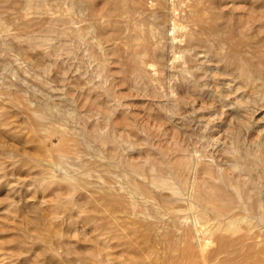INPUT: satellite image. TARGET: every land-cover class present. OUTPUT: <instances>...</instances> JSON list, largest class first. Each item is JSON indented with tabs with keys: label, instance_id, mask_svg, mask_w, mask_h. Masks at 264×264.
<instances>
[{
	"label": "bare ground",
	"instance_id": "6f19581e",
	"mask_svg": "<svg viewBox=\"0 0 264 264\" xmlns=\"http://www.w3.org/2000/svg\"><path fill=\"white\" fill-rule=\"evenodd\" d=\"M102 1L103 7L97 9L98 0L52 3L25 0V19L17 21L16 27L26 31L36 25L37 33L29 32L19 38L5 30L4 36L18 39L16 42L23 43L28 50L40 48L55 61L66 55L71 59L79 58L81 66L96 63L94 75L98 76V81L83 68L85 82L80 80L84 86L104 92L105 101L116 107L128 105L131 108V104L123 105L122 100L128 96L123 88L136 97L134 100L138 97L146 100L153 109L160 111L158 114L162 117L159 118L171 123L177 121L174 144L164 147L159 141V145L153 147L157 139L152 142L154 136L150 132L146 137L158 157L152 150H145V159H128L122 152L135 149L142 153L146 143L144 147L137 142L130 143L129 150L123 151L126 144L117 140L119 133L115 135L112 125L114 109L99 108L91 124L84 116L59 108L64 103L62 98L46 97L42 102L37 101L39 93L33 86L11 71L5 77L19 89L8 95L5 110L22 117L21 125L25 129L40 126L41 132L47 134L57 131L53 123L57 124L58 120L84 121L87 127L82 137L103 159L95 167L100 168L95 172L100 182L92 186L91 191L98 195L103 208L110 214L121 215L119 219L128 227L131 241L122 239L128 247L138 245L140 253L147 254L143 264H264V121L257 120L258 114L264 112V37L259 36L264 34V26L249 28L223 24L221 0ZM14 2L0 0V18H14L15 11L10 13ZM55 7L59 11H55ZM74 13L83 18L82 27L75 25ZM260 17L264 20L263 13ZM0 48L7 50L9 47L0 44ZM13 63L19 62L15 59ZM112 64L120 67L121 78L115 77L118 81L111 73ZM43 73L51 78L61 74L52 66L44 68ZM117 87L122 91L119 94L118 89L115 91ZM19 92L26 97L15 99ZM63 92L65 94L66 90H61ZM154 116L150 120L155 119ZM1 117L0 132H4L5 123ZM192 126L199 129L198 133L191 131ZM180 135L187 141L183 137L182 141ZM69 153L68 149L60 152L59 166L67 157L75 161L81 155L76 154L77 151L70 156ZM107 168L117 169L121 174L114 172L112 180L107 181L103 174ZM78 181L90 184L87 177L70 178L69 189L74 193ZM12 190V187L7 189L6 198L14 202L17 198ZM139 206L145 209L140 211ZM168 219H184L186 229L179 235L164 231Z\"/></svg>",
	"mask_w": 264,
	"mask_h": 264
},
{
	"label": "rangeland",
	"instance_id": "374dc122",
	"mask_svg": "<svg viewBox=\"0 0 264 264\" xmlns=\"http://www.w3.org/2000/svg\"><path fill=\"white\" fill-rule=\"evenodd\" d=\"M19 1L20 0H15L12 12H10L11 14L14 11L16 13L12 14V17H14L13 19L6 20V17L4 16H2L3 18H0V40L4 39V41H0V44L9 47L7 50L0 48V104H4L0 107V116L2 115L1 119L3 120V124L5 123L3 126L4 132H0V264H85L86 261L89 262V264H143L145 263V257L147 254H141L138 245H134V247L131 248L128 247L126 241L122 239V237H124L126 240L131 241L128 227L121 221V219H119L121 215L110 214L107 208H103L98 195L94 191H91L92 186L98 185L100 182L97 174L100 168L95 167L100 165V163L103 162V159L101 160L98 152H93L95 150L88 147L86 144L87 141L82 137V131L84 132L87 125L84 121L79 122L67 119L68 121L65 122L58 120V125L54 122L53 125L55 124V126L58 127L56 128L57 131H53L49 134L42 133V128H40V126H34V130H30V128H26V130L25 127L21 125L22 117L17 116L14 111L5 110L6 98H8L10 93L19 89L13 86L5 76L9 75V71H11V74L26 79L33 86V89L39 93L37 101L42 102L44 100L43 98L46 97H50L54 100L59 98L64 99V103L61 104L59 108L66 113L84 116L86 122L89 121L91 124L96 117V111L99 108L104 109L108 106L109 108L114 109L112 125L115 129V135H119V138L116 137L117 140L123 141L126 144L125 147H123V151L129 150L128 144L130 145V143L137 142L140 144L139 146L142 147H144L143 144L146 143L145 149H143L144 151L142 150V153H139L140 150L135 149V152L132 149L133 154L131 153L132 150H129L128 153L122 152L121 150L125 157L127 155L128 159L134 161H137V159L139 161L145 159V150H152V153L156 158L158 157V153L152 148V143H148L150 141H148V137H146L150 132V135H152V137L154 136L151 139L152 142L155 139L158 140L153 142V147H156L159 144H163L164 147H170L174 144L177 140V135L175 136V134H177V121L171 123L165 119L159 118L161 114L160 111L155 107L153 109V107L141 97H138L139 100H134L136 97L131 96L124 88L123 90L127 92L126 95L129 97L127 96V98L122 100L123 105L131 104V108H128V105H124L122 108L116 107V104L114 106L112 103H110L112 104V106H110V104L105 101L107 96L104 92L98 89L92 90V87L84 86L83 83L85 82L82 77L83 70L87 69L89 70L90 75H94L96 63H88L87 66H81L79 58L71 59V57H67L66 55H63L60 59L55 61L53 57H48L43 54L40 48L36 51H31L25 49L26 46L23 43L16 42L18 39L15 41L14 39L6 38L3 32L5 30H9L11 33L17 34L19 35V38H21L22 36L28 35L29 32L30 34H35L39 29L36 25L28 28V32V29L26 31L17 29L16 22L24 20V14L26 13V10L24 9L26 7L25 0ZM43 1L45 3H52L57 0ZM99 1L101 2L99 3ZM220 2L221 9H224L223 16L226 17L222 16L223 20H221L223 21V24H230L233 27L245 26L249 28H259L264 26V20H261L263 18L260 17L261 13L264 14V0H221ZM96 4L98 5H96L97 9L103 7L102 0H98ZM261 4L262 6L260 7ZM62 8L63 10L67 9L66 5H63ZM54 9L55 11H59L58 7H55ZM78 15L79 14L76 15V13L72 14V19L77 27H82L83 18ZM259 36L262 38L264 37V34H260ZM15 45L17 47H15ZM15 59L18 60V64L13 63ZM112 65L113 67H111ZM112 65L110 66L111 73L113 74L114 79L118 81L115 77L121 78V74H119L121 73L120 67H118L117 64L116 66L115 64ZM51 66L61 72L60 77L53 75V78H51L44 75L43 69ZM93 77L95 81H98V76L95 77L94 75ZM80 79L83 82H81ZM52 88L56 89V91L51 90ZM61 90H66L65 94L64 92L61 93ZM116 90L119 94L121 88L117 87L115 88V91ZM74 96L77 98L74 99ZM15 97V99L21 100L26 97V94L19 92ZM65 97L67 99H65ZM131 98H133V100H131ZM140 102L143 105H141ZM147 103L148 106H146ZM101 104L104 106L102 107ZM258 104L259 107L262 106V103L259 102ZM125 106L127 109H125ZM118 108L119 110H116ZM10 113H12V115H10ZM150 115H155V119L152 118L150 120ZM147 116L149 119L146 118ZM153 120H155V122H152ZM257 120L264 121V112L258 114ZM139 122L142 126H139ZM100 126L105 128L104 124H100ZM143 126H147V128H144ZM122 131L125 132L121 133ZM156 131H158V133H156ZM191 131L196 134L199 129L196 126H192ZM126 132H128V134ZM31 134L34 135L32 136ZM128 136H132L133 140L132 138L129 139ZM182 137L183 136L180 138ZM170 138L172 141L171 143H169ZM183 138L187 141V138ZM159 141L163 143H159ZM166 141H168V143ZM84 144L85 146H83ZM75 148L77 150H75ZM65 149L71 150V153L68 154L69 156L76 151V154H81L79 155V159L82 160L83 163L81 164L82 161H79L78 158V161L77 159L74 161V159H69L67 157V163H63L65 166H59L61 165V159L59 156L60 152ZM80 151L81 153H78ZM76 161L79 163H76L75 165ZM97 162H99V164ZM53 164L54 167L52 166ZM81 168L83 169L81 170ZM14 169L18 170L20 173L14 171ZM47 169H49V172H47ZM106 170L109 171L111 176H109V173H107ZM106 170L103 174H105V179L107 181L109 179L110 181L112 180L111 178L115 176L113 175L114 172L121 174L120 171L114 168H107ZM50 171H53V173L51 172V174H49ZM46 176L50 178H47ZM81 176L87 177L91 185H85L81 183V181H78L79 186L75 190L76 193H74V191L69 189L68 180L74 177L81 178ZM65 178L67 179L65 180ZM9 187H12L13 194L15 193L14 195L17 198L14 202L13 199L11 201L6 198V193H8L7 189ZM79 193L81 196H79ZM71 195L76 198H73ZM66 197L68 199H66ZM77 198L82 202L77 200ZM64 203L69 204L66 205ZM57 205H59L60 208ZM29 208H31L32 211H29ZM143 209H145V207L139 206L140 211ZM26 211L28 213H26ZM91 216L93 217L92 220L90 218ZM94 216H96V220L94 219ZM183 220L184 219H181L180 221L177 219H168L164 231L173 232L179 235L186 229ZM207 226L208 224L204 225L205 228H207ZM162 253L163 250L160 251L161 255ZM95 255L97 257H95Z\"/></svg>",
	"mask_w": 264,
	"mask_h": 264
}]
</instances>
